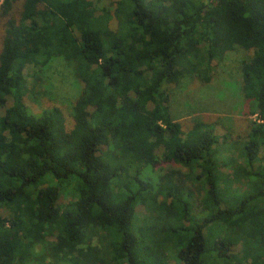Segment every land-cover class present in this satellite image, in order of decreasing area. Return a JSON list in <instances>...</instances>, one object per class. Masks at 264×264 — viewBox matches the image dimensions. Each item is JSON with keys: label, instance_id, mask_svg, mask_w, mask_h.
Masks as SVG:
<instances>
[{"label": "trees", "instance_id": "16d2710c", "mask_svg": "<svg viewBox=\"0 0 264 264\" xmlns=\"http://www.w3.org/2000/svg\"><path fill=\"white\" fill-rule=\"evenodd\" d=\"M15 1L0 7V264H264V0ZM237 47L254 49L259 121L229 195L216 124L186 129L170 100ZM57 57L80 82L71 130L25 100L27 70L44 79ZM165 163L180 168L154 174Z\"/></svg>", "mask_w": 264, "mask_h": 264}, {"label": "rangeland", "instance_id": "374dc122", "mask_svg": "<svg viewBox=\"0 0 264 264\" xmlns=\"http://www.w3.org/2000/svg\"><path fill=\"white\" fill-rule=\"evenodd\" d=\"M113 1L115 0H104L100 5L112 6ZM1 4L0 0V7ZM22 6L23 0H16L13 11L19 13ZM3 22V18L0 17V48ZM253 54L254 49L237 47L227 52L223 61H214L215 74L209 82L198 77L185 76L179 84L171 85V113L183 122L186 129L198 120L215 123L221 139L219 147L222 149V159L234 158L232 166L225 165L223 168L224 173L229 175L228 181L224 184L229 195L238 194L246 188L245 180L236 179L231 172L240 162L238 151L241 142L248 135L251 121H259L257 115L249 112L250 101L245 96L242 83L243 62L249 60ZM50 65L49 71L41 80L36 77V68L31 67L27 70L31 90L25 100L34 112H41L56 105L61 107L67 119V129L71 130L74 124L72 103L81 93L79 78L76 76L73 63L63 57H57ZM171 168L180 167L165 163L154 174H163ZM143 210V206L138 209L139 212Z\"/></svg>", "mask_w": 264, "mask_h": 264}, {"label": "built area", "instance_id": "2783aa9c", "mask_svg": "<svg viewBox=\"0 0 264 264\" xmlns=\"http://www.w3.org/2000/svg\"><path fill=\"white\" fill-rule=\"evenodd\" d=\"M4 2V0H1V3H3Z\"/></svg>", "mask_w": 264, "mask_h": 264}]
</instances>
